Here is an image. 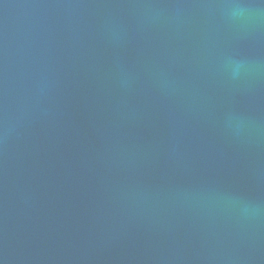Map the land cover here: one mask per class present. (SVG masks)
Segmentation results:
<instances>
[{
	"label": "water",
	"instance_id": "95a60500",
	"mask_svg": "<svg viewBox=\"0 0 264 264\" xmlns=\"http://www.w3.org/2000/svg\"><path fill=\"white\" fill-rule=\"evenodd\" d=\"M0 264H264V0H0Z\"/></svg>",
	"mask_w": 264,
	"mask_h": 264
}]
</instances>
